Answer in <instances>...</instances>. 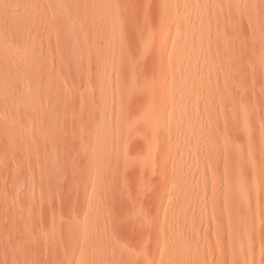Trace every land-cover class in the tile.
Returning a JSON list of instances; mask_svg holds the SVG:
<instances>
[{
  "label": "rangeland",
  "instance_id": "374dc122",
  "mask_svg": "<svg viewBox=\"0 0 264 264\" xmlns=\"http://www.w3.org/2000/svg\"><path fill=\"white\" fill-rule=\"evenodd\" d=\"M30 1L32 27L0 33V264H264V0ZM201 19L202 48L168 61Z\"/></svg>",
  "mask_w": 264,
  "mask_h": 264
},
{
  "label": "bare ground",
  "instance_id": "6f19581e",
  "mask_svg": "<svg viewBox=\"0 0 264 264\" xmlns=\"http://www.w3.org/2000/svg\"><path fill=\"white\" fill-rule=\"evenodd\" d=\"M7 1L8 0H0V33H4L5 32V29H7V30H9L8 28H11V27H15V29H16V31H12L11 29V34L12 33H14V35H16L19 31H24L25 33H26V29H27V26H30V27H32L30 24H31V20H30V18H31V14L34 12L33 10H31V9H28V7H29V5H31V3H32V1H30V0H16V1H19V5H18V7L20 8L19 9V11H18V13H14V12H7L5 9H4V6H5V4L7 3ZM37 1V0H36ZM250 2H251V4H250ZM253 0H238V2H236L235 4H238L239 6H240V4H243L244 5V7H251V5H253ZM179 4H180V10L182 11L181 13H183V14H185L186 13V11L189 9V7H190V3H189V0H180L179 1ZM198 5H196L195 6V8H194V12H195V14L198 16V14H199V12H200V15H207L208 14V12L211 10V8H209V9H207V7H205L204 9H200V10H198L199 8L197 7ZM248 9H250V8H248ZM33 15V14H32ZM35 18V17H34ZM35 20V19H34ZM188 21H190V19L188 20ZM191 21H192V19H191ZM190 21V22H191ZM30 22V23H29ZM32 22H33V20H32ZM255 22V21H254ZM232 23H233V21H232ZM32 24H34V22L32 23ZM230 24V23H229ZM36 26V25H35ZM30 27H28L29 29H30ZM37 27V26H36ZM36 27H34V28H36ZM33 28V29H34ZM258 28V27H257ZM203 29H204V21H203V19H201V22L199 23V25L197 26V28L193 31V32H191V34H189L190 33V30L188 29V28H185L184 29V35L182 36V40L180 41V42H178L176 45H174L175 46V49L172 51L173 52V56L172 55H170L167 59H168V61L171 59V58H174L175 59V61H176V64L178 65V66H181L184 62H186V63H189L188 61H189V58L190 57H192L193 55L195 56V54H192L193 53V51L195 52V48H197V47H199L200 49L202 48V46H203V44H202V41H203V36H204V34H203ZM252 29V28H251ZM255 29V28H254ZM6 30V31H7ZM9 30V31H10ZM28 30V29H27ZM4 31V32H3ZM169 31H170V28H167L166 30H163V29H159L158 31H157V34L155 35V38H154V44H153V54L155 55V57L156 56H158L159 58H161V52H162V50H163V48H164V46H165V44H167V40L169 39L167 36H166V34H168L169 33ZM256 31V30H255ZM23 32V33H24ZM8 34H9V32H7ZM7 33H5V36L7 35ZM10 34V35H11ZM173 34L175 35L176 34V32H173ZM0 35H2V36H4L3 34H0ZM19 35H20V33H19ZM140 36V35H139ZM21 37V36H20ZM143 37V36H142ZM18 40V39H17ZM145 43H146V40H145ZM142 44V43H141ZM140 44V45H141ZM146 45H147V43H146ZM143 46H144V42H143ZM146 48H148L147 46L146 47H144V51H145V49ZM142 49V48H141ZM140 49V50H141ZM198 49V48H197ZM3 50V49H2ZM147 51V50H146ZM201 51V50H200ZM259 51H262V50H259ZM3 51H1V53H2ZM151 52V51H150ZM196 52H197V50H196ZM6 54H7V52H5ZM4 52L2 53V54H5ZM2 54H0V79L2 78V77H5L6 76V74H7V69H9V65H8V63H7V59H5V56H7L6 54H5V56L4 55H2ZM198 54V53H197ZM149 54H147L146 56H148ZM224 55V54H223ZM226 55H229V58H231L230 57V54H226ZM140 56H142V54L140 55ZM143 57V56H142ZM145 57V56H144ZM150 58L152 57V56H149ZM227 57V56H226ZM233 57V56H232ZM140 58V57H139ZM153 58H154V56H153ZM228 58V57H227ZM141 59V58H140ZM149 59V58H148ZM137 61H138V59H137ZM143 61V60H142ZM152 62V61H151ZM149 63V62H148ZM144 64V63H143ZM147 64V63H146ZM129 65V64H128ZM135 65H138V64H135ZM152 66V65H151ZM10 68H12V66L10 67ZM142 83H143V81H142ZM144 86V85H143ZM140 88V87H139ZM141 90H143V89H141ZM149 90V89H148ZM157 90V92H156V97H159V96H161L162 94H163V92H164V90H162V89H160V88H157L156 89ZM147 91V90H146ZM147 95H148V91H147ZM179 96H180V94H178ZM171 108H173V107H171ZM182 109H184V107L183 108H180L179 107V109H176V111H177V113L179 114V116H180V114H181V112L183 111ZM175 111V112H176ZM158 121H156L155 123H152L151 124V132L152 133H154L156 130H157V128H158V126H157V123ZM180 123H182V122H180ZM245 123V122H244ZM261 123V122H260ZM242 127V126H241ZM260 127V126H259ZM243 128H244V126H243ZM250 128V127H249ZM264 128V127H263ZM244 130H246V127H245V129ZM244 130H242V128H240V131L242 132H244ZM249 130V129H248ZM247 130V131H248ZM246 131V132H247ZM262 131V133H261V137L264 139V129L263 130H261ZM259 133H260V131H259ZM245 134V136H246V134L247 133H243V135ZM248 136V135H247ZM247 136L245 137V139H247ZM261 138V139H262ZM264 141V140H263ZM245 143H246V140H245ZM180 176H181V178H180ZM174 175V178H176V177H179V179H177V183H181L182 184V181H183V179H186V178H188L187 176H185V178L182 176V175ZM245 181H243V180H238L237 181V184L235 185L236 187H234L233 186V184H232V189H233V197L232 198H234V199H236L235 201H237V202H235L236 203V205H238V207L239 206H245L246 204H247V200H248V190H249V188H247L248 186H247V184H245L244 183ZM254 184H256V183H254ZM247 186V187H246ZM254 186V185H253ZM251 188V187H250ZM253 189V188H252ZM232 193H230V194H232ZM161 201H162V199H161ZM160 205V204H159ZM158 205V207L159 208H161V205L159 206ZM248 205V204H247ZM246 208H248L247 206H246ZM241 211V210H240ZM244 212V211H243ZM242 212V213H243ZM246 213V212H245ZM244 214V213H243ZM235 215V214H234ZM236 216V215H235ZM241 216H242V214H241ZM238 217V219H239V216H237ZM236 217V218H237ZM236 218H235V220H236ZM239 220H236V223H234V229H235V227H236V230L234 231V240H235V248H234V250H232V252H234L233 254H235L234 256H236V252L235 251H239L240 253H242L241 251L243 250L242 248H244V247H246V245H248L247 243H248V234H247V231H248V228H247V225H246V222H245V220L243 221L242 219H241V221H239ZM237 226H236V225ZM241 224V225H240ZM248 224V223H247ZM152 228H154V227H152ZM153 231V230H152ZM249 233V232H248ZM246 248H248V247H246ZM182 249H183V251H184V248H181V250H179V251H181L182 253H183V251H182ZM157 251V250H156ZM155 250H154V255H152V258L150 259V262L148 263V264H154V262L156 263V264H160V260H161V256H158V254H157V252H156ZM176 252H177V249L176 250H172V251H168L167 250V248H165V250L161 253V255H162V261H163V264H170L171 263V261L172 260H178L179 259V255L178 256H176ZM185 252V251H184ZM243 252H244V250H243ZM178 253V252H177ZM181 253V254H182ZM180 254V253H179ZM242 255V254H241ZM156 256H157V258H156ZM176 256V257H175ZM184 256H186L187 257V255L185 254L184 255V253H183V257ZM151 257V256H150ZM183 257H182V260H183ZM189 257H191V256H189ZM189 257H187V258H189ZM237 257H238V255H237ZM236 257V262H232L233 264H236V263H238V264H248V262H247V260L246 259H244V258H242L241 256V258H237ZM185 258V257H184ZM188 260V259H187ZM191 260V259H190ZM233 261H235V258L233 259ZM195 262V264H200V260H195L194 261ZM183 263V262H182ZM193 262L191 261V264H192ZM183 264H186V263H183ZM201 264H203V263H201Z\"/></svg>",
  "mask_w": 264,
  "mask_h": 264
}]
</instances>
